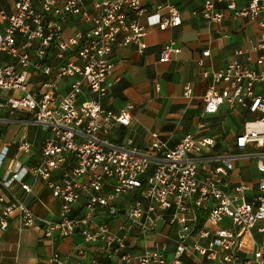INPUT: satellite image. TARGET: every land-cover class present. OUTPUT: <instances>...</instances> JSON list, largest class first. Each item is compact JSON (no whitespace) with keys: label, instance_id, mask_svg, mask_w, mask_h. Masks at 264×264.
<instances>
[{"label":"built area","instance_id":"1","mask_svg":"<svg viewBox=\"0 0 264 264\" xmlns=\"http://www.w3.org/2000/svg\"><path fill=\"white\" fill-rule=\"evenodd\" d=\"M145 1L15 0L10 14L0 12L5 21L0 24V110L10 116L22 113L26 123L48 129L38 161L7 171L2 184L11 188L19 183L31 193L24 181L31 173L62 202L56 218H43L27 203L5 202L0 196L4 203L0 227L7 230L9 218L17 215L22 227L40 226L52 241L80 234L102 257L125 264H182L190 253L214 264H264V0H249L242 6L236 0H206L200 12H194L211 24H221L227 10L235 17L257 21L261 28L256 67L234 59L224 69L208 70L204 66L210 50L198 60L202 76L210 80L204 112L216 114L228 104L248 115L236 136L235 151L219 154L212 152L217 143L214 135L187 133L174 147L154 140L147 150L132 138L122 143L108 138L113 125H130L134 108L127 104L114 112L102 104L114 85L113 46L135 45L143 51L150 27L167 29L183 21L173 4L164 6L166 15L162 8L146 14ZM217 2H225V8L218 9ZM76 21L80 27L72 26ZM180 52L169 41L159 60L169 61ZM54 56L58 61L52 62ZM33 76L39 79L32 81ZM64 79L69 80V88L62 93L59 83ZM190 93L187 87L186 94ZM16 148L29 153L31 144L21 139ZM9 151L7 144L0 153V167ZM246 157L257 161V181L231 184L230 174ZM126 198L132 202L125 209L120 202ZM81 200L88 213L85 217L74 214ZM157 212L166 214V222L177 231L171 262L165 245L157 244L142 254L127 250L132 230L149 231ZM200 212L206 216L202 218ZM120 217L125 220L119 222ZM97 218L104 219L98 222ZM48 264L100 261L89 259V250L83 247L72 258L55 251Z\"/></svg>","mask_w":264,"mask_h":264},{"label":"crops","instance_id":"2","mask_svg":"<svg viewBox=\"0 0 264 264\" xmlns=\"http://www.w3.org/2000/svg\"><path fill=\"white\" fill-rule=\"evenodd\" d=\"M205 1L147 0L143 3L146 14L155 13L162 8L161 13L166 15L168 10L164 6L173 4L181 11L182 24L167 29L150 27L144 37L147 47L143 51L138 50L135 45L113 46L111 59L114 68L111 80L114 85L102 98V104L114 112L121 111L127 104H132L134 108L130 112V125L112 126L108 133L111 141L122 143L132 138L136 146L147 150L154 140H161L168 147H174L187 133H192L197 136L214 135L217 140L212 148L214 154L235 151V120L240 111H245L223 104L216 114L204 112V98L210 80L202 76L198 60L205 50H210L211 55L205 58L204 66L208 70L224 69L234 59L256 67L261 51L255 47L261 28L257 21L235 17L227 10L221 24H211L202 15L194 14L195 11L200 12ZM248 1L236 0L239 6ZM14 3L15 0H0V12L10 14ZM216 7L224 9L225 2H217ZM4 23L0 15V24ZM72 26L80 27L81 23L76 21ZM169 41H174L181 52L174 54L169 61L162 62L159 60L160 52ZM55 61H58L56 56L52 59V62ZM38 79L37 76L32 77V81ZM59 85L62 93L66 92L69 80H61ZM187 87L191 88L188 95ZM83 88L88 91V84L84 83ZM26 118L22 113L10 116L0 110V153L4 146L10 145V151L0 167V196L4 197L5 202L15 199L27 203L40 217L56 218L61 211L62 202L52 194L44 180L29 173L24 181L31 186V193H27L19 183L11 188L2 184L7 171L14 170L19 164L32 166L40 157L48 129L40 124L26 123ZM30 125L42 128L32 138L28 133ZM21 139L30 142L29 153L18 152L16 142ZM258 176L257 161L246 157L237 162L229 180L231 184L239 181L252 183L257 181ZM131 202L132 198H126L120 205L126 209ZM83 203L84 200H81L76 206L74 214L79 217L88 214ZM3 204L0 201V210ZM125 212L123 210L121 214ZM200 214H203L202 218L206 216L205 212ZM165 215L157 212L153 227L145 233L134 228L128 236L127 250L133 254H142L157 244L165 245L167 261L171 262L176 250L177 231L166 222ZM105 218L112 223L116 222L112 218ZM102 219L97 218L98 222ZM117 220L123 222L125 219L120 217ZM257 237L260 238V235ZM83 247L88 248L89 259L99 257L100 264H125L117 258L102 257V252L94 245L88 246L80 234L64 238L58 236L52 241L44 236L40 226L22 227L17 215L9 218L7 230L0 227V264H48L55 251L72 258L78 248ZM182 264L214 263L206 262L197 253H190L184 257Z\"/></svg>","mask_w":264,"mask_h":264},{"label":"rangeland","instance_id":"3","mask_svg":"<svg viewBox=\"0 0 264 264\" xmlns=\"http://www.w3.org/2000/svg\"><path fill=\"white\" fill-rule=\"evenodd\" d=\"M240 111V110H239ZM241 113L238 115V117L236 118V135L238 134V132H240L243 128V124L244 121L247 119V114L245 112L240 111ZM42 128L38 127V126H33L30 125L29 126V130L28 133L30 135V137L32 138L34 135H36L37 132L41 131Z\"/></svg>","mask_w":264,"mask_h":264}]
</instances>
